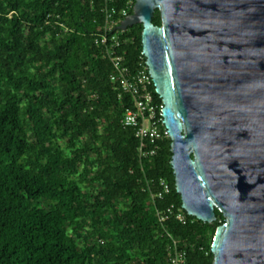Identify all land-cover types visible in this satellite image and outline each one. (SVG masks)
Masks as SVG:
<instances>
[{
  "label": "trees",
  "instance_id": "trees-1",
  "mask_svg": "<svg viewBox=\"0 0 264 264\" xmlns=\"http://www.w3.org/2000/svg\"><path fill=\"white\" fill-rule=\"evenodd\" d=\"M134 0H111L131 14ZM102 0H0V264H167L165 233L185 264H212L223 223L187 216L174 191L170 140L136 156L126 97L94 42ZM151 23L159 26L154 10ZM139 24L119 35L137 68ZM150 92L161 109V100ZM162 180L168 192L159 198ZM156 212L164 214L158 222ZM170 212V214H169ZM182 213L180 224L174 214Z\"/></svg>",
  "mask_w": 264,
  "mask_h": 264
},
{
  "label": "water",
  "instance_id": "water-1",
  "mask_svg": "<svg viewBox=\"0 0 264 264\" xmlns=\"http://www.w3.org/2000/svg\"><path fill=\"white\" fill-rule=\"evenodd\" d=\"M136 24L181 209L221 214L212 264H264V0H134Z\"/></svg>",
  "mask_w": 264,
  "mask_h": 264
},
{
  "label": "built area",
  "instance_id": "built-area-1",
  "mask_svg": "<svg viewBox=\"0 0 264 264\" xmlns=\"http://www.w3.org/2000/svg\"><path fill=\"white\" fill-rule=\"evenodd\" d=\"M110 3L111 0H102L100 11L103 14V22L94 37V42L103 46V54L110 64L108 81L126 97L130 104V107L123 112L121 124L123 127L132 129L133 138L137 142L136 156L138 160L143 161L154 156L158 142L169 138L162 124L160 109L154 103L150 92L151 81L144 57L140 55L137 68L132 71L123 65L122 55L116 51L119 47V35L124 31L119 30L118 25L128 16L127 10L130 2L118 11L109 7ZM157 187V193L150 194V199L159 198L162 193L168 192V186L162 180L158 182ZM174 216L180 224L187 222L180 212ZM156 217L158 222H162L165 215L156 212ZM165 236L167 238L165 249L167 264H185V252L179 248L178 241L168 232Z\"/></svg>",
  "mask_w": 264,
  "mask_h": 264
}]
</instances>
